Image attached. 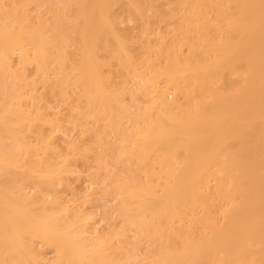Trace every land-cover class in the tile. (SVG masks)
<instances>
[{"label": "bare ground", "instance_id": "bare-ground-1", "mask_svg": "<svg viewBox=\"0 0 264 264\" xmlns=\"http://www.w3.org/2000/svg\"><path fill=\"white\" fill-rule=\"evenodd\" d=\"M6 1L0 0V264H44L36 242L54 250V264H124L106 246L110 239L85 237L87 217L53 191L72 166L37 127L54 126L36 96L49 82L86 119L80 127L96 135L98 157L121 164L125 178L116 177L111 189L121 222L114 236L133 231L151 242L150 264H264V0H170L180 14V40L171 41L163 63L143 64L129 49L138 44L131 29L120 26L125 18L140 23L148 48L149 16L172 13H162L161 0H40L34 11L30 0L11 8ZM15 56L22 68L35 67L41 85L17 73ZM111 61L125 78L143 82L150 98L129 126L122 123L130 113L122 99L127 90L104 72ZM5 86L30 108L3 105ZM212 197L219 220L206 208Z\"/></svg>", "mask_w": 264, "mask_h": 264}, {"label": "rangeland", "instance_id": "rangeland-1", "mask_svg": "<svg viewBox=\"0 0 264 264\" xmlns=\"http://www.w3.org/2000/svg\"><path fill=\"white\" fill-rule=\"evenodd\" d=\"M16 1L18 0H9L5 4L8 8H11ZM30 1H32L30 8L33 11L36 10V4L40 0ZM160 4L162 13L172 10L171 14L173 16L165 13H163L165 15L161 16V19L149 16L152 28L149 32L150 45L148 48L146 43H143L146 35L142 31L140 23L136 21L128 22L124 16H120L122 19L125 18L120 27L131 29L134 38L137 40L138 44L129 47L137 63L143 64L151 59L163 63L165 52L169 48L168 46L171 44V41H175V39L180 40V36H178L176 30V21L180 16L179 12L170 5V0H161ZM44 17L48 18V15L44 14ZM195 37L197 38V36ZM158 42H163V44L158 45ZM183 51L186 54V47H183ZM99 55L102 59L104 58L103 52ZM12 61L14 68L18 69V74H25L28 77V81L35 80L41 85L40 75L36 72L34 66L22 68L23 66L19 64L18 56H15ZM110 65V67H104L105 75L110 77L114 84L122 86L123 89L127 90V92L124 90L126 95L122 99L125 101L124 104L130 113H128L127 118L122 123L129 126V122H127L128 118L138 116L139 111L136 108L146 106L150 98L144 97L142 90L143 82H139L132 74L128 78H125L121 69L114 62L111 61ZM142 70L140 69V72ZM47 72L51 79L52 72L50 67ZM10 82V79H8V83ZM123 82L124 84H122ZM23 90L27 92V89ZM36 96L40 97L38 104L43 108L42 113L45 118L49 122H54V126L47 123L37 124V127L45 135L51 134V145L60 156L67 157L69 159L68 162L72 166V174L67 177L64 184L55 185L53 188L60 202L67 205L71 211L73 210V213L82 211L85 217H87L85 224L89 232L85 236L87 239L90 240L96 237V235L105 240L110 239L109 244L106 246L110 245L114 253L118 250L123 257L124 264H150L155 258L151 242L136 237L133 231L126 232V236L123 239L114 236L116 232H119L121 222L115 213V206L119 201L111 189L116 177L125 178L124 173L121 171V164L109 159V161L112 160L111 165L105 159L98 157L99 149L96 146V135L89 132L84 133L85 128L81 129L80 127V124L85 123L86 119L74 111V104L71 103V100H63L58 97V91L51 85V82L48 83V87L39 86ZM173 97V92H168L167 98L171 100ZM1 103L7 106L10 105L13 108H16L17 105H21L25 110L30 108L26 97L20 103H17L13 99V93L6 86L3 88ZM92 124L90 122V125L87 126L91 128ZM111 137L112 134H109L108 138ZM114 153L115 150L108 151V156L111 158ZM143 171H140V178L145 183L148 180ZM28 191L31 194L33 193L30 188H28ZM208 191L214 193V182L210 184ZM206 208L216 220L221 218L220 204L217 198L212 197L207 201ZM185 225H188V222H185ZM159 243L164 242L160 240ZM35 248L38 253L40 252L39 254L44 264H54L55 252L52 248L44 246L39 242L35 243Z\"/></svg>", "mask_w": 264, "mask_h": 264}]
</instances>
